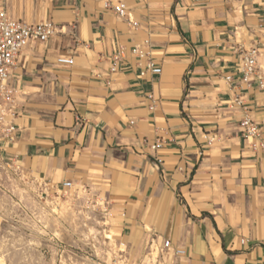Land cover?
Instances as JSON below:
<instances>
[{"label":"crops","instance_id":"crops-1","mask_svg":"<svg viewBox=\"0 0 264 264\" xmlns=\"http://www.w3.org/2000/svg\"><path fill=\"white\" fill-rule=\"evenodd\" d=\"M59 2L0 0V10L34 24L59 16ZM78 2L65 19L77 15L76 29L19 55V133L8 153L39 185L70 182L104 200L121 264H264V152L239 126L248 116L264 132V90L238 84L240 50L264 51V0H124L136 29L100 0ZM117 47L128 68L109 75ZM148 59L160 75L139 76Z\"/></svg>","mask_w":264,"mask_h":264},{"label":"rangeland","instance_id":"rangeland-1","mask_svg":"<svg viewBox=\"0 0 264 264\" xmlns=\"http://www.w3.org/2000/svg\"><path fill=\"white\" fill-rule=\"evenodd\" d=\"M64 3L50 17L57 32L70 13ZM99 204L74 188L39 185L0 156V264H121L125 251Z\"/></svg>","mask_w":264,"mask_h":264},{"label":"built area","instance_id":"built-area-1","mask_svg":"<svg viewBox=\"0 0 264 264\" xmlns=\"http://www.w3.org/2000/svg\"><path fill=\"white\" fill-rule=\"evenodd\" d=\"M54 0H51V2ZM64 4L73 9H79V0H62ZM102 7L105 11L113 14L117 19L127 22L133 29L138 27V23L133 19L132 13L129 10L124 0H100ZM65 25H70L73 30L79 25V19L77 15L71 23H65L61 28V31L65 28ZM58 25L52 19H46L40 21V23H27L22 20L14 19L9 13L2 8L0 10V156L3 157L6 166L11 168H20L18 163V157L15 154H9V149L13 146L17 139L19 129L16 128L15 119L17 118V88L14 85V79L16 72L18 71V58L22 50L27 46L36 43L44 44L54 35H56ZM130 54L140 58L143 55L142 50L135 47L130 49ZM264 54V51L258 47H253L248 50H240V57L238 63L239 73V85L243 84L246 87H256L258 91L264 90V65L258 63V57L260 54ZM126 52L124 48L117 47L109 58V75L116 74L118 72H125L128 68L126 61ZM57 65L70 67L74 64V60L71 58L60 57L56 60ZM140 67L139 76L145 77L147 75L154 76L160 75L162 70L156 63L148 59L145 64ZM230 81V77H227ZM109 84V81H105ZM148 99L151 101L152 106L155 107L158 103L154 99L152 93L148 95ZM232 105L239 107L246 112H249L250 107L244 105L240 97L232 99ZM241 137L243 141L254 152H264V132L260 124L250 117L245 116L240 121ZM147 141H145L146 143ZM162 145L161 141L156 140L150 148L154 151L160 149ZM160 162V160H158ZM65 190L72 188L70 182H66L62 185ZM89 197V196H88ZM90 200V198H89ZM104 202V203H101ZM98 203V202H97ZM100 204H103L102 213L103 216L108 217L109 211L105 201L101 200ZM99 204V205H100ZM96 205V203H95ZM101 206V205H100ZM119 249L123 247V244H119ZM171 249L169 241H165L161 252ZM121 250V249H120ZM185 252L180 249H174L175 255H183Z\"/></svg>","mask_w":264,"mask_h":264}]
</instances>
